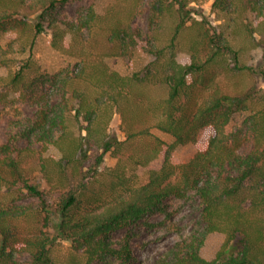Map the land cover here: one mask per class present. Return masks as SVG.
<instances>
[{"label": "trees", "instance_id": "1", "mask_svg": "<svg viewBox=\"0 0 264 264\" xmlns=\"http://www.w3.org/2000/svg\"><path fill=\"white\" fill-rule=\"evenodd\" d=\"M67 1L78 0H39L41 6L36 12L30 9L29 14L22 17H17L18 10L0 14V33L21 25L27 29L32 26L36 35L50 28L54 31L53 44L58 46V39L78 36L81 29L92 30L97 25L99 15L93 5L88 8L87 15L77 22L61 20L55 11ZM192 1L196 0L151 2L149 19L154 31L159 30L170 14H178L179 22L174 28L170 46L160 47L154 38H150V41L139 27L122 18L110 20L108 40L115 55L130 56L142 51L153 59L146 65V76L142 77L138 73L122 76L104 65L91 67L93 70L86 74L85 80L97 95L91 96L73 87L70 98L78 101L76 108L70 106L73 102L66 94L61 102L55 103L43 90L48 82H58L55 75L49 80L34 77L25 81L27 76L24 70L17 73L13 84L19 86L23 83L25 95L36 110L33 117L16 125L7 141L0 142V186L11 187L22 183L41 205L0 206V264H56L53 247L59 239L70 242L78 251H84L89 263L101 260L106 264H132L134 255L129 243L117 247L110 241V235L156 210L165 199L171 196L182 198L193 190L203 203L202 215L206 224L203 232L176 244L164 259L153 264H264V94L261 97L262 107L251 116L250 131L255 144L252 150L245 149L242 132H227L234 115L249 109L250 101L254 100L252 90L240 96H231L216 89L196 109L192 108L191 99L197 88V80L226 52H232L241 71L252 70L240 62L239 49L223 41L218 34L205 33L204 38L209 39L212 47L208 55L197 52L190 62L184 63L177 59L176 38L186 26V17L192 12L187 5ZM232 2L236 3L237 0H216L215 3L227 11L233 7ZM242 3L251 11L255 25H263L264 0H242ZM34 13L36 17L32 20L30 16ZM34 43L35 38L32 46ZM258 45L264 48V35ZM162 59L166 68L163 83L167 85L169 93L152 108L154 126L174 135L177 146L194 144L196 154L189 161L173 162L170 152L174 157L176 152L173 146L165 143L159 164L151 168L147 183L127 199L111 204L102 211H81L85 193L71 188L52 207L39 181L26 177L19 160L22 151L20 143L23 141L31 149L40 142L42 166L59 170L63 180H67L66 168L79 162V151L103 148L104 152L99 156L100 162L103 161L104 154L112 151L115 145L107 134L114 106L102 102L105 93L111 95L112 103L125 114L126 123L130 124L127 130L129 137L150 134L148 126V129L145 125L138 130L134 128L135 120L145 114L142 106L128 107L129 111H126V106L134 98L138 102L140 93L135 92L138 85H142L150 76L153 80L154 77L159 78L155 72ZM0 65H6L2 53ZM63 83L68 86L71 82L67 80ZM201 85L209 88L211 82L205 81ZM101 90L104 92L101 93ZM124 100L126 103H121ZM73 109L79 116L85 114L87 135L74 138L75 151L63 154L64 141L70 140L67 137V113ZM126 113H129L128 118ZM57 151L60 156H57ZM32 215L40 218L37 224L44 221L42 230L39 234H22L18 221ZM211 234L223 235L224 238L216 257L209 260L202 255V249ZM28 255L29 258L23 259Z\"/></svg>", "mask_w": 264, "mask_h": 264}, {"label": "rangeland", "instance_id": "2", "mask_svg": "<svg viewBox=\"0 0 264 264\" xmlns=\"http://www.w3.org/2000/svg\"><path fill=\"white\" fill-rule=\"evenodd\" d=\"M153 0H78L67 1L55 11L61 20L77 22L85 17L88 8L93 5L99 15L97 25L92 29H81L78 36L58 39V46L53 44L54 31L50 28L38 35L34 34L32 26L29 29L25 25L10 27L8 31L0 33V53L6 59V65H0V142L8 140L15 131L17 124L33 117L36 107L27 99L23 83L19 86L13 84V80L20 70H24L27 80L34 77L49 80L55 75L58 82H48L45 93L53 99V102H61L63 95L72 96V88H78L91 96L97 92L85 80L86 74L91 72L96 65H104L110 70L119 72L122 76L139 74L146 76V65L153 59L142 51L131 53L130 56L115 55L112 44L108 40L109 22L114 17L122 18L125 22L139 27L146 38H154L160 47L170 46L176 24L179 22L177 12L170 14L162 22L158 31H154L150 19L149 10ZM172 1V0H171ZM216 0H196L189 2L187 9L191 10L187 18L186 26L176 38L177 59L181 62H190L195 53L211 52L209 39L204 38L205 33L218 34L223 41L233 48L239 49L240 62L252 68L241 71L235 63L232 52H226L225 56L211 64L202 73V78L197 80V88L191 99V106L195 109L199 104L211 96L217 89L221 93L231 96H240L249 90L254 94V100L250 101L247 111H240L234 115L227 126V132L237 134L242 132L245 149H254V141L250 131L251 116L262 107L264 94V48L259 47V41L264 35V24L255 25V19L246 4L237 0L233 7L227 11L216 6ZM229 2V1H228ZM34 6V8H32ZM39 0H0V14L8 11H19L17 17H22L34 9H40ZM10 8H15L11 9ZM31 9V10H30ZM176 9V8H175ZM6 10V11H5ZM35 19L36 14L30 16ZM34 23V22H33ZM65 28V27H63ZM35 43L32 46L33 39ZM203 55V54H202ZM205 59V56H203ZM155 74L159 78L154 80L152 76L138 85L135 92L140 93L138 102L134 98L130 105L135 108L142 106L145 114L136 119L134 128L138 130L145 125L150 134H138L129 137L125 114L114 105L111 95L105 93L102 102L112 105L113 114L109 121L107 134L115 145L112 151L105 153L103 161L99 156L104 149L79 151V162L66 168L67 180L59 176L58 171L52 166H42V144L40 142L29 149L23 141L20 143L21 155L19 160L25 170V175L33 180H38L45 190V198L54 207L61 197L71 188L78 192H84L81 211H102L111 204L127 199L134 192L147 183L150 170L157 167L162 154L161 149L165 143L173 146L176 156L170 152L173 162L189 161L196 154L194 144L177 146L176 137L154 126L155 116L152 108L168 96L169 90L163 83L166 68L164 59L160 60ZM69 80L67 86L63 81ZM211 82L209 88L201 85L203 82ZM66 85V86H64ZM66 91V92H65ZM65 92V93H64ZM104 91L101 90V93ZM70 106L76 108L78 101L73 97ZM126 103L124 100L121 103ZM75 106V107H74ZM152 106V107H151ZM151 107V111L149 108ZM123 108V107H122ZM76 109L67 113L69 125L67 137L63 144V154L75 151L72 143L74 138L87 135L85 114L78 115ZM126 118L129 113H126ZM137 121V122H136ZM144 123V124H143ZM144 126V127H145ZM57 156H60L58 151ZM23 204L25 206L41 205L37 198L32 197L22 183L11 187L0 186V206ZM248 202L247 205H249ZM203 203L196 191L189 192L185 197L171 196L165 199L156 210L147 213L141 219L133 222L125 228L116 230L110 235V241L115 246L129 243L134 259L132 264H153L157 260L164 259L166 254L185 239H191L194 235H200L206 224L203 220ZM34 215L21 218L19 227L21 233L31 235L40 233L43 228V220L40 224ZM224 236L211 234L208 236L202 255L212 260L216 257L221 247ZM53 254L56 264H106L96 260L89 263L84 251L76 250L68 241L59 239L54 247ZM29 258L23 257V259Z\"/></svg>", "mask_w": 264, "mask_h": 264}]
</instances>
